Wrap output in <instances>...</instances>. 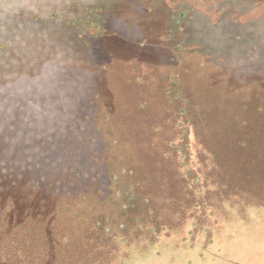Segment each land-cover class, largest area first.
<instances>
[{
  "label": "trees",
  "instance_id": "1",
  "mask_svg": "<svg viewBox=\"0 0 264 264\" xmlns=\"http://www.w3.org/2000/svg\"><path fill=\"white\" fill-rule=\"evenodd\" d=\"M184 61L172 110L149 99L148 86H127L117 69L95 81L112 92L100 98L116 96L125 108L117 102L111 117L120 144L106 147L101 183L112 194L100 201L91 177L78 192L47 181L34 189L35 177L50 175L45 167L9 179L0 192V264H264V64ZM197 65L216 70L197 84Z\"/></svg>",
  "mask_w": 264,
  "mask_h": 264
},
{
  "label": "rangeland",
  "instance_id": "2",
  "mask_svg": "<svg viewBox=\"0 0 264 264\" xmlns=\"http://www.w3.org/2000/svg\"><path fill=\"white\" fill-rule=\"evenodd\" d=\"M187 55L200 67L264 64V0H0V192L23 171L45 167L50 175L43 177H52H35L34 189L47 181L60 193L78 192L91 177L89 188L97 184L99 200L109 199L101 182L109 170L106 147L120 144L111 128L119 100L100 98L112 92H98L95 81L117 69L127 86H148L149 99L172 110L182 98ZM156 61L162 76L151 72ZM196 67L197 84L216 70Z\"/></svg>",
  "mask_w": 264,
  "mask_h": 264
},
{
  "label": "crops",
  "instance_id": "3",
  "mask_svg": "<svg viewBox=\"0 0 264 264\" xmlns=\"http://www.w3.org/2000/svg\"><path fill=\"white\" fill-rule=\"evenodd\" d=\"M260 257H264V255L263 256H260Z\"/></svg>",
  "mask_w": 264,
  "mask_h": 264
}]
</instances>
